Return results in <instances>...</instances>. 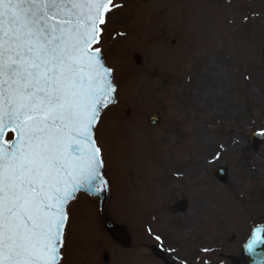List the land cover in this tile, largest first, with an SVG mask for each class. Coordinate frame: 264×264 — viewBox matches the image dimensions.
<instances>
[{
    "label": "rangeland",
    "instance_id": "1",
    "mask_svg": "<svg viewBox=\"0 0 264 264\" xmlns=\"http://www.w3.org/2000/svg\"><path fill=\"white\" fill-rule=\"evenodd\" d=\"M101 28L94 47L117 85L96 130L111 182L107 217L191 245L221 210L246 219L264 206V142L257 153L249 142L264 135V0H112ZM150 116L160 123L148 125ZM216 166L228 168L225 184ZM182 198L187 209L171 214ZM68 212L62 264L110 254L100 249L96 202L81 194Z\"/></svg>",
    "mask_w": 264,
    "mask_h": 264
},
{
    "label": "snow or ice",
    "instance_id": "2",
    "mask_svg": "<svg viewBox=\"0 0 264 264\" xmlns=\"http://www.w3.org/2000/svg\"><path fill=\"white\" fill-rule=\"evenodd\" d=\"M111 7L0 0V264H62L69 202L108 188L94 133L117 87L93 45Z\"/></svg>",
    "mask_w": 264,
    "mask_h": 264
},
{
    "label": "flooded vegetation",
    "instance_id": "3",
    "mask_svg": "<svg viewBox=\"0 0 264 264\" xmlns=\"http://www.w3.org/2000/svg\"><path fill=\"white\" fill-rule=\"evenodd\" d=\"M245 213L246 219L234 212L225 215V211L221 210L218 214L221 216V220L215 221L211 227L207 226L202 236L195 238L196 245L194 243L178 245L171 238L166 237H160L159 240L144 237L138 224L136 226L138 232L129 230L130 243L125 246L105 236L107 242L100 241L103 244L100 249L108 246L110 254L104 248L101 251L100 260L95 263L248 264L244 260V244L248 240L252 228L264 222V206L245 211ZM118 250L124 252L119 254Z\"/></svg>",
    "mask_w": 264,
    "mask_h": 264
},
{
    "label": "water",
    "instance_id": "4",
    "mask_svg": "<svg viewBox=\"0 0 264 264\" xmlns=\"http://www.w3.org/2000/svg\"><path fill=\"white\" fill-rule=\"evenodd\" d=\"M115 101H116V93H115ZM115 104H116V102H115ZM115 104L108 105L104 109V111L107 108H109V107H113ZM104 111L101 113V116L103 115ZM158 122H159V119L155 118V117H150L148 119V123L151 124V125H155ZM9 132H11V131H9ZM11 133H12V138L11 139H13L15 134L13 132H11ZM94 135H95V133H94ZM249 139L251 141L252 150L253 151H257L259 146L261 145V143L264 141V136H263V134L261 132H255V133L251 134ZM213 174L217 178L218 181L226 182V178H227V170H226V168H224V167H216V168L213 169ZM103 175L107 179V177H106L104 172H103ZM107 181H108V179H107ZM79 193H85L89 198L97 200L98 213H99V215L101 217H103V218L105 217V215H106V205H107V202H108V199H109V190H108V188H107L106 191H102V192H99V193L94 192V191H85V190H82ZM79 193H77V195ZM71 202L72 201L69 202V205H70ZM186 205H187V201L183 199V200L177 202L176 204H174L171 207V211L174 212V213L182 212L185 209ZM258 227L264 228V224L254 227L252 229L250 237L252 236L254 230L256 228H258ZM105 229L108 232V234L114 240L119 242L120 244L126 245V244H128L130 242L129 235L126 232V230L124 229V227H122L120 225H114L109 220H106L105 221ZM65 234H66V227H65ZM262 235H264V233H262ZM250 237H249V239H250ZM249 239H248V241L246 242V244L244 246V260L247 263H249V264H264V246L257 247L255 252H250V251H248L246 249V245L248 244Z\"/></svg>",
    "mask_w": 264,
    "mask_h": 264
}]
</instances>
